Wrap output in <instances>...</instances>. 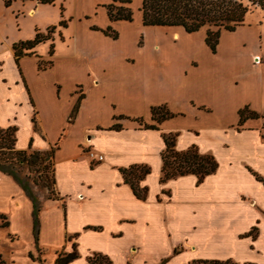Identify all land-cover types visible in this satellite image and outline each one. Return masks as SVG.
<instances>
[{
	"label": "crops",
	"instance_id": "crops-1",
	"mask_svg": "<svg viewBox=\"0 0 264 264\" xmlns=\"http://www.w3.org/2000/svg\"><path fill=\"white\" fill-rule=\"evenodd\" d=\"M63 2L0 0V10L27 22L28 32L9 40L0 17V129H15L16 150L56 148V198L34 194L40 205L37 249L32 202L0 171V215L8 224L0 228L2 264H54L57 252L73 248L78 257L69 264H89L94 254L111 264H264V184L256 178L264 179V79L237 80L227 44L240 32L255 31L259 50L248 59L254 67L264 53V21L250 17L246 24L248 13L235 31H221L212 53L205 28L186 33L143 26L141 0H131L138 6L131 22L108 19L111 0H94L90 10L66 20ZM55 5L60 20L42 25L56 19ZM134 23L138 33L169 31L171 40L163 50L145 47L141 36L135 49L140 57L133 58L121 30ZM52 27L51 39L16 64L13 44ZM108 27L116 39L102 32ZM160 105L174 117L156 130L144 129L136 120L153 124L150 110ZM245 106L259 118L238 125ZM163 134L175 135L176 151L194 145L212 155L216 171L201 182L191 174L160 182ZM88 150L103 161L92 163ZM134 165L149 167L139 182L144 199L121 172Z\"/></svg>",
	"mask_w": 264,
	"mask_h": 264
},
{
	"label": "trees",
	"instance_id": "trees-1",
	"mask_svg": "<svg viewBox=\"0 0 264 264\" xmlns=\"http://www.w3.org/2000/svg\"><path fill=\"white\" fill-rule=\"evenodd\" d=\"M39 2L51 4L53 0H39ZM130 3L131 0H111V3L106 5L108 19L111 22H131L132 11ZM255 10L264 14V0H141L139 8L143 26L182 28L186 33H195L205 28V43L212 53L216 51L221 31H235L236 28L244 24L245 16ZM59 26L64 27L65 22L61 21ZM53 31L54 27L48 28L45 34L36 32L33 39L13 44L16 64L21 56L32 54L36 45L50 40ZM102 32L112 39L117 38V32L110 27ZM49 53H52V46H50ZM38 67L40 69L43 68L41 63H39ZM77 106L76 104L72 115L76 113ZM150 114L153 124H146L141 119L136 120L144 129L156 130L158 129L157 124L174 117V114L169 112L165 105L152 107ZM238 115V125H242L247 119L259 118V115L250 111L247 106L239 110ZM32 121L34 122V119ZM112 128L117 129L118 127L113 126ZM14 131L13 127L0 129V171L17 182L32 202V233L37 249L40 205L30 187L28 173L32 168H35L38 172L44 169V166H42V157L44 155H49L52 166L53 153L56 148L51 147L48 151L16 150L14 148ZM162 138L164 150L161 153L160 182L188 174L195 175L197 181L201 182L204 177L216 171L218 165L212 155L200 154L194 145L186 150L176 151L174 148V134H163ZM24 169L27 171L22 175L21 172ZM121 172L124 182L130 186L133 194L138 199H144L146 188H140L139 182L149 173V167L134 165L122 169ZM39 177L43 181L42 174ZM256 178L264 184V179ZM32 182L35 183V181ZM50 183L54 186L53 172ZM0 220L2 221L0 228L7 227L8 224L5 222V217L0 215ZM56 255L54 264H69L78 257L75 248L68 253L57 252ZM28 256L30 259L41 263L39 258H33L31 254ZM88 262L89 264H111L106 257L99 254L89 257ZM0 263L2 264L3 262L0 261ZM207 264L233 263L229 261H214L207 262Z\"/></svg>",
	"mask_w": 264,
	"mask_h": 264
},
{
	"label": "rangeland",
	"instance_id": "rangeland-1",
	"mask_svg": "<svg viewBox=\"0 0 264 264\" xmlns=\"http://www.w3.org/2000/svg\"><path fill=\"white\" fill-rule=\"evenodd\" d=\"M63 2V7L65 11L63 12L64 19H68L69 17H76L77 15H80L81 12L90 10L91 2L94 0H61ZM137 5L133 3L130 8L133 12V17L137 16ZM53 10H55L57 16L54 20H48V21H42V25L51 24V22L54 25L58 23L60 20V11L58 5H55L53 7ZM81 16V15H80ZM0 17H1V27L3 29V33H5L9 40L26 37L28 36L27 32V22H23L21 20L15 19V14L11 15L8 9H1L0 10ZM253 17L256 19V21H264L263 14H261L259 11H252L248 15L247 19L245 20V23H248V18ZM19 25V28H21V32L17 33L16 26ZM140 28L137 24H133L132 26L128 27L125 26L122 28V34L125 35L126 41H127V47L129 53L133 56V58H139L140 52L135 51L136 46L138 45V40L142 36L143 43L145 47L151 48L152 45L158 44L163 50L166 48L168 43L171 40V33L168 31L166 35H163L162 31H137V29ZM72 33V31H70ZM255 31H243L237 34L234 38L228 39L227 44L231 46L230 52L233 54L235 62H236V78L237 80H240L242 78H250V79H258L263 78L264 79V53L260 54V58H258V61L253 60L254 67L251 66L248 59L250 58V55L253 53H256L258 49L257 45V37H256ZM264 48V46H263ZM166 56L163 58V60L160 62L163 64V66H170V62L167 60L170 56V51L166 49ZM165 61V62H163ZM42 166H44V169L40 172L36 171L35 168H32V170L28 173L29 181H30V187L36 196L42 198H56L54 186L52 183H50L51 177H52V166H51V159L49 155H44L42 157ZM27 170L24 169L21 174L23 175L24 172ZM43 176V181L40 179V175ZM32 181H35L33 183ZM45 181V183H44ZM45 264V263H42ZM117 264H120L119 262ZM122 264V263H121ZM151 264V263H149Z\"/></svg>",
	"mask_w": 264,
	"mask_h": 264
},
{
	"label": "built area",
	"instance_id": "built-area-1",
	"mask_svg": "<svg viewBox=\"0 0 264 264\" xmlns=\"http://www.w3.org/2000/svg\"><path fill=\"white\" fill-rule=\"evenodd\" d=\"M86 153L92 163H99L103 161V155L100 153H97L93 150H88Z\"/></svg>",
	"mask_w": 264,
	"mask_h": 264
},
{
	"label": "bare ground",
	"instance_id": "bare-ground-1",
	"mask_svg": "<svg viewBox=\"0 0 264 264\" xmlns=\"http://www.w3.org/2000/svg\"><path fill=\"white\" fill-rule=\"evenodd\" d=\"M256 59V61H258V58H255Z\"/></svg>",
	"mask_w": 264,
	"mask_h": 264
}]
</instances>
